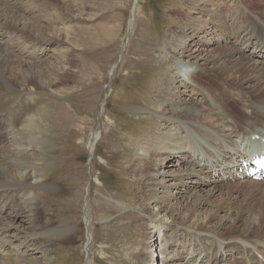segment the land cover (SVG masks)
<instances>
[{
    "label": "rangeland",
    "instance_id": "374dc122",
    "mask_svg": "<svg viewBox=\"0 0 264 264\" xmlns=\"http://www.w3.org/2000/svg\"><path fill=\"white\" fill-rule=\"evenodd\" d=\"M7 1L0 0V6L11 11L12 2ZM226 1H222L223 15H229V11H232ZM245 1L251 12L264 19V0ZM82 4L79 0H21L16 4L21 9V17L37 22L39 28L35 32L36 35L41 29H47V26L54 28L52 33L44 31L40 37L42 40L51 41L29 40V31L21 34L19 41L32 47L31 54L16 51L17 45L13 43L17 42L8 43L15 36L14 29L0 26V37L4 36V48L9 53L25 61L33 60L34 57L44 60L45 64L50 65L60 76L51 81L53 83L50 88L39 85L38 90L31 92L25 90L19 82L12 83L16 88L0 85V133L4 131L7 134L6 123L19 128L20 131L30 113L36 112L43 118H48L51 114L54 116L51 123L53 132L44 137V143L47 141L48 145L45 147L46 152H43L44 162L42 161L40 166L42 172L44 170V184L53 183L56 192L37 187L34 193L40 201L39 215L43 223L50 224V228H57L64 222H71L73 232L63 240L46 239L39 247L38 257H41L42 263L144 264L147 247L153 249L151 255L157 260L160 255V237L169 229L163 228L156 221L153 222L140 211L139 197L143 194L144 185L140 189L139 184L145 183L147 178H143L142 182L141 178L132 179L128 168L141 160L139 154L142 151L138 144L146 130L159 122L168 127L169 121H162L159 115L156 116L149 110L138 113L124 107L130 103H141L151 108L150 100L152 101L157 92L156 84L162 78L179 72V66L172 59L161 55V49L166 47L167 37L177 39L172 33L181 30L183 23L192 15L189 14L194 13V8L192 0H85V6ZM134 6V20L131 26V10ZM54 10L58 16L64 18L56 19L55 15L48 18L50 14L55 13ZM207 16L206 12L205 18ZM219 20L218 17L217 25L220 24ZM226 22L233 26L229 20ZM240 24L245 23L241 21ZM249 26L253 27L252 24ZM195 27V43L202 44L201 36L210 39L206 50H222L223 46H227V40H220L216 34L210 35L217 28L214 24L201 30L202 22L199 21L195 23ZM212 36L217 40H213ZM26 39L28 40L25 41ZM113 68L114 77H111ZM211 75L209 71V76L205 77L206 84L210 87L209 94L224 90L219 80ZM176 84L180 85L178 82ZM103 104L104 111L101 113ZM229 104L236 113L232 114L228 121L239 119L240 110L243 109L233 102ZM59 106L65 108L64 114L70 121L68 125L62 123L63 117L57 111ZM97 131L100 135L94 152L90 153L88 144ZM12 141L13 139L4 141L0 146V153H6ZM178 160L172 159L169 164L172 167L164 169L173 171L179 168L177 164L187 166ZM144 166L149 167L145 164ZM146 172L154 171L148 169ZM211 181L208 177L209 187ZM224 186L227 184L222 185ZM198 189L203 190L204 187L199 185ZM221 189H217L213 196H209L207 190L201 192L199 197L205 204L204 209L199 208L197 214L203 213L213 217V210H217L216 207L220 203V207L226 203L220 196L225 189ZM240 193L243 194V190H240ZM177 197L178 200L182 199V202L190 201V193L186 189ZM236 199L235 205H243L241 196ZM0 200V203L13 202L11 199ZM114 205L118 206V213ZM149 208L148 212H153L158 207L151 205ZM27 211L29 214V210ZM218 213L220 216H227L224 209H220L216 214ZM187 214L184 216L187 217ZM218 221L217 217L212 218L207 224V231L201 234L211 236V232L216 230L215 222ZM183 227L178 230L175 238L176 249L181 246L186 250L195 248L198 252L203 247L204 250L210 251L211 256L215 252L211 245L214 244L217 248L221 240H224L219 234L215 238L211 236L208 240L198 238L190 234L194 231L191 226ZM150 231L156 232L152 240L147 242L145 239ZM230 232H233L234 236L240 234L236 230ZM171 233L169 230L168 234ZM224 234L221 235H224L226 240L228 235L225 232ZM44 248L50 252L45 258L42 250ZM196 252V255H193L194 263L197 258L198 261L201 259ZM191 256L187 255V259L193 264Z\"/></svg>",
    "mask_w": 264,
    "mask_h": 264
},
{
    "label": "bare ground",
    "instance_id": "6f19581e",
    "mask_svg": "<svg viewBox=\"0 0 264 264\" xmlns=\"http://www.w3.org/2000/svg\"><path fill=\"white\" fill-rule=\"evenodd\" d=\"M8 1L12 2L11 11L0 6V26L14 29L15 36L8 43L16 41L17 43H13L17 45L16 51L31 54L32 47L19 41L21 34L27 33L26 31L31 33H27L29 40L51 41L47 38L42 40L40 37L44 31L52 33L54 28L47 26V29L46 27L41 29L36 35L35 32L39 28L37 22L25 19L19 14L21 9L16 4L21 0ZM79 1L83 6L85 0ZM222 1L224 0H192L194 13L189 14L192 15L183 23L180 31L175 30L176 32L172 33L177 39L167 37L166 47L161 49V55L172 59L179 66V72L162 78L156 84L157 92L153 95L152 101L150 100L151 108L141 103H130L124 107L138 113L149 110L156 116L159 115L162 121H169L168 127L159 122L146 130L138 144L142 151L139 154L141 160L128 168L132 179L141 178L142 182L143 178H147L145 183L139 184L140 189L144 185L143 194H139L140 211L153 222L156 221L172 232L169 235V230H166V233L161 235L160 255L157 256V260L151 255L153 249L146 248L144 264H192L187 255H192L193 261L197 249L186 250L181 246L175 248L176 235L179 229L184 228L183 226L185 228L191 226L194 231L190 234L198 238L208 240L211 236L215 238L219 234V237L224 239L217 248L210 243L215 249L211 256L210 251L201 247L200 251L196 252L201 259L198 261L197 258V262L193 261V264H264V183L238 180L234 173L241 159H246L254 151L264 148L260 140L253 138L257 135L264 138V19L251 12L245 0H225L230 4L228 8L232 11H229V15H223ZM134 10L135 6L131 10V26ZM54 11L55 13L50 14L48 18H53L54 15L56 19L64 18ZM206 12L208 16L205 18ZM218 17L219 25L216 23ZM226 20L232 22L233 26H229ZM199 21L202 22L201 30L214 24L217 28L210 35L216 34L220 40H227V46H223L222 50L214 48L208 51L206 46L210 39H205L204 36L200 37V40H203L202 44L195 43L194 40L197 38L194 36L195 23ZM241 21L245 24H240ZM250 24L253 27H250ZM212 38L217 40L214 36ZM3 42L4 36H1L2 87L16 88L12 83L19 82L25 90L31 92L38 90L39 85L50 88L53 83L51 81L60 77L50 65L45 64L46 61L35 57L33 60L25 61L9 53L4 48L6 43ZM114 68L110 72L111 77H114V73L112 74ZM209 71L219 80L224 90L209 94L210 87L206 84L205 78L209 76ZM176 82L180 85L178 86ZM230 102L240 105L243 109L240 110L239 119L228 121V118L236 113ZM100 110L103 113L104 104ZM57 111L63 117L62 123L68 125L70 121L64 114L65 108L59 106ZM53 118L52 114L48 118H43L36 112L30 113L20 131L19 128L6 123L7 134L4 131L0 133V146L4 141L13 139L6 153H0V198L13 201L11 204L5 201L4 205L0 203V264L48 263H42L41 257H38L40 245L48 238L55 241L63 240L73 232L71 222H64L57 228H50V224H44L39 215L40 201L34 193L37 187L50 192L55 191L53 183L44 184V170L42 172L40 166L41 162H44L43 152H46L45 147L48 145L47 141L44 143V137L53 132L51 125ZM99 135L97 131L91 137L88 144L90 153L94 152ZM175 158L187 166L177 164L178 169L166 171L165 169L172 167L169 164ZM144 164L149 167H145ZM148 169L154 172H146ZM208 177L212 179L210 187ZM225 184L227 186L222 187ZM199 185L204 187L203 190L209 191V196H213L217 189H225L220 196L226 203L221 207L220 203L218 207L215 206L217 210H213L215 216L212 218L217 217L219 221L215 222L216 230L213 229L211 236L201 234L207 231L209 226L207 224L212 215L197 214L198 209H204L205 204L199 197L203 191L198 189ZM184 189L190 193L189 202L177 199V195H181ZM240 190L244 193L241 194ZM239 196L241 200L243 198V205H235L234 199ZM151 205L158 208L148 212ZM114 206L118 213V206ZM220 209L227 211V216L216 214ZM186 214L187 217L184 216ZM232 229L240 234L232 235L233 232H230ZM154 232L147 233L145 239L147 242L152 240ZM224 232L228 235L226 240ZM235 241L238 244H235ZM42 250L44 258L48 257L50 252L46 248Z\"/></svg>",
    "mask_w": 264,
    "mask_h": 264
}]
</instances>
